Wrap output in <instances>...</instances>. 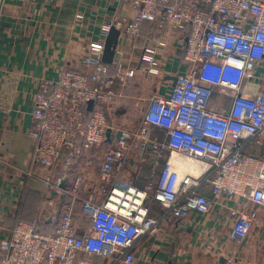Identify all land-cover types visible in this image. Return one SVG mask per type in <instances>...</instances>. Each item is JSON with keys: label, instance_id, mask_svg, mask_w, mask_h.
<instances>
[{"label": "built area", "instance_id": "2783aa9c", "mask_svg": "<svg viewBox=\"0 0 264 264\" xmlns=\"http://www.w3.org/2000/svg\"><path fill=\"white\" fill-rule=\"evenodd\" d=\"M8 1L0 0L1 7ZM127 1L134 16L103 24L102 35L115 27L127 44L145 21L161 31L171 26L184 35L186 69L169 93L150 97L132 129L113 113L122 97L116 84L124 87L140 69L125 47L107 63L105 45L92 43L82 70L64 67L58 77L38 81L29 135L39 167L51 173L62 163L67 171L84 152L102 148L103 162L88 196L79 195L84 180L77 181L53 232L19 222L0 241V264H136L137 242L155 233L161 221L151 214L152 198L180 220L193 211L208 213L220 198H239L242 206H228L230 238L243 241L264 228V0ZM168 44L161 38L145 47L141 66L162 75L158 51ZM217 91L231 98L220 110L210 106ZM154 127L164 129L163 138L152 135ZM168 152L156 183L150 179L140 187L128 178L129 159L140 167L154 157L158 166ZM176 156L200 163L201 172L181 171ZM61 180L46 177L57 193ZM95 256L103 263H95ZM234 262L227 257L225 264Z\"/></svg>", "mask_w": 264, "mask_h": 264}, {"label": "crops", "instance_id": "0c3cea01", "mask_svg": "<svg viewBox=\"0 0 264 264\" xmlns=\"http://www.w3.org/2000/svg\"><path fill=\"white\" fill-rule=\"evenodd\" d=\"M134 14L127 0H9L4 7L0 5V241L23 221L45 220L38 227L53 231L56 217L70 201L79 179L84 180L79 190L81 197L96 189L103 148L84 152L67 171L62 163L51 173L36 163L34 141L29 135L33 97L41 78H56L64 67L84 68L88 45L106 44L108 35L101 33L103 24L116 23L124 17L131 19ZM183 37L171 26L161 31L145 21L136 39L125 44L118 38L115 51L125 47L140 66L124 87L115 86L122 92L113 107L119 124L134 128L150 97L169 93L177 74L186 69ZM161 38L169 44L158 51L164 64L163 74L158 76L141 66L140 57L145 47L155 46ZM230 101V97L217 91L210 106L220 110ZM164 133V129L154 127L152 135L163 138ZM167 158L169 152L158 166L156 158L150 157L140 167L129 159L128 178L140 187L150 179L156 183ZM30 170L33 175L25 173ZM48 174L62 179V193L50 189ZM150 200L155 203L149 204L151 214L161 217V221L155 233L137 242L136 264H225L227 257H234L235 264H264V228L256 229L243 241L230 238L233 218L228 206L239 207L241 199L220 198L208 213L193 211L182 220L169 216L159 202ZM75 210L81 213L79 202ZM94 262L103 263L97 256Z\"/></svg>", "mask_w": 264, "mask_h": 264}, {"label": "water", "instance_id": "95a60500", "mask_svg": "<svg viewBox=\"0 0 264 264\" xmlns=\"http://www.w3.org/2000/svg\"><path fill=\"white\" fill-rule=\"evenodd\" d=\"M119 34V30L113 27L107 36L104 53V60L107 63H112L114 59L115 48L118 43ZM93 104L94 101L89 102V109L92 108ZM62 185H64V183Z\"/></svg>", "mask_w": 264, "mask_h": 264}, {"label": "bare ground", "instance_id": "6f19581e", "mask_svg": "<svg viewBox=\"0 0 264 264\" xmlns=\"http://www.w3.org/2000/svg\"><path fill=\"white\" fill-rule=\"evenodd\" d=\"M173 161L177 164L181 171L191 172L195 175H198L203 166L198 162H189L182 157H174Z\"/></svg>", "mask_w": 264, "mask_h": 264}, {"label": "trees", "instance_id": "16d2710c", "mask_svg": "<svg viewBox=\"0 0 264 264\" xmlns=\"http://www.w3.org/2000/svg\"><path fill=\"white\" fill-rule=\"evenodd\" d=\"M26 222V221H25ZM43 222H47V221H43ZM43 222H36V221H34V222H32V223H34L35 224V226H36V229H38V230H40V231H43V232H48V233H51V232H53L54 231V229H53V231H44V230H42V229H40L38 226H39V224H41V223H43ZM52 230V229H51Z\"/></svg>", "mask_w": 264, "mask_h": 264}, {"label": "rangeland", "instance_id": "374dc122", "mask_svg": "<svg viewBox=\"0 0 264 264\" xmlns=\"http://www.w3.org/2000/svg\"><path fill=\"white\" fill-rule=\"evenodd\" d=\"M257 152H259V151L257 150ZM187 161L191 162V160H188V159H187ZM147 202H148V205L150 204L151 206H152L153 204H155V203L153 202V200H148Z\"/></svg>", "mask_w": 264, "mask_h": 264}]
</instances>
